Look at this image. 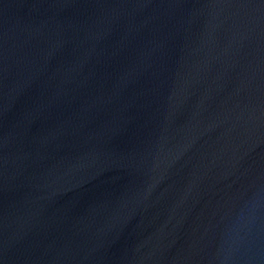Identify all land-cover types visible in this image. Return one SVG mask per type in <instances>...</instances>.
Here are the masks:
<instances>
[{
	"label": "water",
	"instance_id": "1",
	"mask_svg": "<svg viewBox=\"0 0 264 264\" xmlns=\"http://www.w3.org/2000/svg\"><path fill=\"white\" fill-rule=\"evenodd\" d=\"M0 264H264V0H0Z\"/></svg>",
	"mask_w": 264,
	"mask_h": 264
}]
</instances>
